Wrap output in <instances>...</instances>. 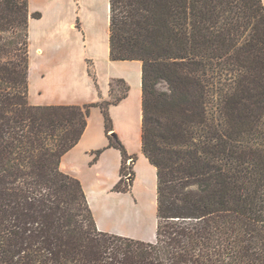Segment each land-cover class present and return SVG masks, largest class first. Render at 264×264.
Here are the masks:
<instances>
[{"label": "trees", "instance_id": "1", "mask_svg": "<svg viewBox=\"0 0 264 264\" xmlns=\"http://www.w3.org/2000/svg\"><path fill=\"white\" fill-rule=\"evenodd\" d=\"M109 7L110 59L142 63L156 240L99 230L83 184L61 170L93 108L123 164L133 161L109 113L129 87L84 106L32 104L29 23L41 15L30 0H0V264H264V1ZM115 84L125 81L111 93ZM123 183L121 169L115 191L131 190Z\"/></svg>", "mask_w": 264, "mask_h": 264}, {"label": "rangeland", "instance_id": "2", "mask_svg": "<svg viewBox=\"0 0 264 264\" xmlns=\"http://www.w3.org/2000/svg\"><path fill=\"white\" fill-rule=\"evenodd\" d=\"M30 12L41 15L29 23V96L33 104L75 105L81 98H90L94 90L95 102H100L102 89H107L112 80H123L125 84H115L112 93L109 92L108 100H115L129 87L127 97L110 106L109 113L113 133L133 158L122 165L124 183L121 188L131 190L117 198L102 194L112 188L115 190L121 181V166L117 162L121 151L110 145L103 113L93 109L89 116L90 126L78 147L83 151L88 145L95 151L88 153L91 163L81 165L84 184L80 181L94 215L92 205L94 209L96 205L100 207L101 217L97 215V218L105 222V228L118 230L120 224H127L130 219L138 220L140 231L152 236V241L145 242H155L157 173L141 151L142 63L110 60L109 0H30ZM87 104L95 103L76 105ZM98 151H102L100 156H106L105 166L95 161ZM125 196L129 200L121 199ZM131 230L132 234L138 232L136 228Z\"/></svg>", "mask_w": 264, "mask_h": 264}, {"label": "crops", "instance_id": "3", "mask_svg": "<svg viewBox=\"0 0 264 264\" xmlns=\"http://www.w3.org/2000/svg\"><path fill=\"white\" fill-rule=\"evenodd\" d=\"M33 18H31V20H32ZM30 25V24H29ZM30 36V35H29ZM111 60V59H110ZM124 62H126V61H124ZM109 92H110V85H109V87L107 88V89H102V95L103 96H101V99L99 100V101H102L103 99L105 100H108L109 99ZM95 97H96V93H95V90H94V92H92L91 93V96H90V98H85V99H82L81 98V102H76V104H84V103H98V102H95ZM31 101V100H30ZM31 103L33 104V102L31 101ZM50 104H52V103H50V102H44V103H41V104H39V105H50ZM75 104V105H76ZM35 105V104H34ZM67 105V104H66ZM69 105V104H68ZM71 105H73V104H71ZM81 106V105H80ZM93 111H96V112H98V113H101L102 114V112H101V110L99 109V108H93ZM103 115V114H102ZM90 124V123H89ZM90 126V125H89ZM89 126L87 127V129L89 128ZM86 129V130H87ZM86 132V131H85ZM106 134H107V132H106ZM84 136V135H83ZM108 136V135H107ZM83 138V137H82ZM82 143V139H81V141L79 142V144H81ZM79 144H77L71 151H69L64 157H63V159H62V162H61V170L64 172V173H66V174H69V175H71V176H73V177H75V178H77V179H79V180H81L82 182H83V184H84V179H83V175H81L80 174V171H81V169H82V167L84 166V165H87L88 166V164H89V162L91 163V159L88 157L89 155H88V153L89 152H94L95 150L94 149H91V148H89V146L88 145H86V147H84L85 149L82 151V149L81 148H79L80 147V145ZM79 146V147H78ZM97 149H99V148H97ZM141 151H142V141H141ZM142 154H143V152H142ZM144 155V154H143ZM106 156H100L99 157V159H98V161H97V163H98V165L99 164H101L102 166H105V158ZM145 157V156H144ZM146 158V157H145ZM146 160H147V158H146ZM148 161V160H147ZM115 162H116V160H115ZM118 165H120L121 166V169H122V165H123V157H122V153H121V157H119L118 156ZM148 163H149V161H148ZM150 164V163H149ZM81 165H82V167H81ZM100 165V166H101ZM151 165V164H150ZM152 166V165H151ZM155 168V167H154ZM121 169H120V177H121ZM100 178V177H99ZM81 182V183H82ZM133 183V182H132ZM84 187V186H83ZM131 187H133V186H131ZM102 194H105V195H107L108 197H110V196H115V197H113V198H117L118 196H121V195H123L124 193L123 192H117V191H115V190H113V188L112 189H110V190H107V191H105L104 193H102ZM118 195V196H117ZM123 198H126L125 200H129V199H127V196H125V197H122L121 199H123ZM91 202V201H90ZM90 204V203H89ZM92 205V204H91ZM131 206H133V205H131ZM92 207H93V210H94V212H95V215L94 216H96L95 217V220H96V223H97V226H98V228H99V230H101V231H105V232H110V233H114V234H116V235H126V236H129V237H131V238H135V239H137V240H142V241H152V236L151 235H147L146 233H143V232H141L140 231V228H141V225H140V223L139 222H137L138 220H136V221H134L133 219H130L129 221H126L127 222V224H120V227H119V229L118 230H109L108 228H105L103 225H104V223L105 222H99V220H98V218H97V215H99L100 216V214H99V208L100 207H97V205H96V207H95V209H94V206L92 205ZM130 207V206H129ZM97 213V214H96ZM94 214V213H93ZM101 217V216H100ZM119 224V223H118ZM129 229V231L126 233L125 232V230L124 229ZM131 228H136L137 230H138V232H137V234H132V230H131Z\"/></svg>", "mask_w": 264, "mask_h": 264}]
</instances>
